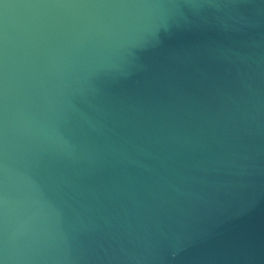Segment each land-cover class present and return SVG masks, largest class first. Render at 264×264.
<instances>
[{"label":"water","instance_id":"obj_1","mask_svg":"<svg viewBox=\"0 0 264 264\" xmlns=\"http://www.w3.org/2000/svg\"><path fill=\"white\" fill-rule=\"evenodd\" d=\"M0 264H264V0H0Z\"/></svg>","mask_w":264,"mask_h":264}]
</instances>
